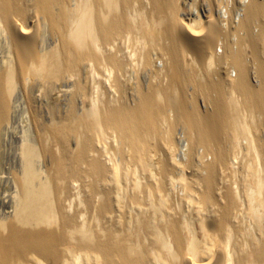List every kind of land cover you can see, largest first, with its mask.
Listing matches in <instances>:
<instances>
[{
    "label": "bare ground",
    "instance_id": "bare-ground-1",
    "mask_svg": "<svg viewBox=\"0 0 264 264\" xmlns=\"http://www.w3.org/2000/svg\"><path fill=\"white\" fill-rule=\"evenodd\" d=\"M0 264H264V0H0Z\"/></svg>",
    "mask_w": 264,
    "mask_h": 264
},
{
    "label": "rangeland",
    "instance_id": "rangeland-1",
    "mask_svg": "<svg viewBox=\"0 0 264 264\" xmlns=\"http://www.w3.org/2000/svg\"><path fill=\"white\" fill-rule=\"evenodd\" d=\"M199 153H201V151H202V149L201 148H199ZM175 160H177V161H180V162H182V163H184L185 164V162H187L186 164H188V162H189V159H185L183 156H181V159H175ZM172 176H174L175 178L176 177H179V176H181V175H185V176H187V175H189L190 174V169H188V167L186 168V169H182V170H175V172L173 171L172 173ZM180 174V175H179ZM184 207H186V209H187V206L185 205Z\"/></svg>",
    "mask_w": 264,
    "mask_h": 264
}]
</instances>
